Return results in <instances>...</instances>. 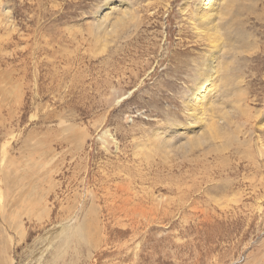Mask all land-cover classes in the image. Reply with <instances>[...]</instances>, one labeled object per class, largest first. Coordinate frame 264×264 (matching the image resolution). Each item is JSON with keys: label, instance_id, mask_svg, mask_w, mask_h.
<instances>
[{"label": "rangeland", "instance_id": "rangeland-1", "mask_svg": "<svg viewBox=\"0 0 264 264\" xmlns=\"http://www.w3.org/2000/svg\"><path fill=\"white\" fill-rule=\"evenodd\" d=\"M185 1L0 0V264H264V0L196 106Z\"/></svg>", "mask_w": 264, "mask_h": 264}, {"label": "bare ground", "instance_id": "bare-ground-1", "mask_svg": "<svg viewBox=\"0 0 264 264\" xmlns=\"http://www.w3.org/2000/svg\"><path fill=\"white\" fill-rule=\"evenodd\" d=\"M172 1L174 0H168L167 5H171ZM191 1L192 0H186L185 2H183L181 7L182 15H184L186 18H192V25L195 33H197L203 39L207 40L209 43L208 47L211 49V51L209 49L207 50L205 58V62L208 63L209 66L205 71L199 72L201 74H204L201 83L197 87H193L190 89L192 94L189 95V104L191 106H196L200 102L199 98H201L204 94L205 84L216 79L217 76L215 74L217 73L218 67L221 66L219 61L220 55H222L223 51H225L226 49H224V42L223 38L221 37V30L224 28H221L220 30L218 24L216 23L217 15L220 12L218 4L222 0H195L190 6ZM237 1L238 0H226L224 5H231L233 9V7L236 6L235 2ZM111 9L112 7L110 1H108L107 4L104 5L98 12V21L100 24L103 23L104 19H108L107 16H109V12L111 11ZM132 10L130 9V11ZM130 17H133V15L130 14ZM230 18L228 20H230ZM223 19L224 17H221V21Z\"/></svg>", "mask_w": 264, "mask_h": 264}]
</instances>
